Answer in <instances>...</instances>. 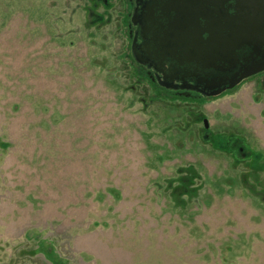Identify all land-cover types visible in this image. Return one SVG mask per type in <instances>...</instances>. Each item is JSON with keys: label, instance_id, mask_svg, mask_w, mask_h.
<instances>
[{"label": "rangeland", "instance_id": "374dc122", "mask_svg": "<svg viewBox=\"0 0 264 264\" xmlns=\"http://www.w3.org/2000/svg\"><path fill=\"white\" fill-rule=\"evenodd\" d=\"M124 11L0 0V264H264L263 84L149 85Z\"/></svg>", "mask_w": 264, "mask_h": 264}, {"label": "flooded vegetation", "instance_id": "af4514ba", "mask_svg": "<svg viewBox=\"0 0 264 264\" xmlns=\"http://www.w3.org/2000/svg\"><path fill=\"white\" fill-rule=\"evenodd\" d=\"M120 1L125 51L142 81L191 97H213L256 79L264 90V69L230 87L264 64V0Z\"/></svg>", "mask_w": 264, "mask_h": 264}, {"label": "water", "instance_id": "95a60500", "mask_svg": "<svg viewBox=\"0 0 264 264\" xmlns=\"http://www.w3.org/2000/svg\"><path fill=\"white\" fill-rule=\"evenodd\" d=\"M212 23L215 26L214 29H216V30H217V28L219 29L220 27H222L221 26V23L216 18L213 20ZM261 38H262V42L264 43V35L261 36ZM263 69H264V64L261 67H255L254 69H252L251 71H249L248 73H246L245 75H243L240 79H238L237 81H235L230 87L236 85L243 77L249 76V75L254 74V73H256V72H258L260 70H263ZM218 93H220V91H217V93H215V94H218ZM204 123H205V126L208 127V120L207 119L204 120Z\"/></svg>", "mask_w": 264, "mask_h": 264}]
</instances>
